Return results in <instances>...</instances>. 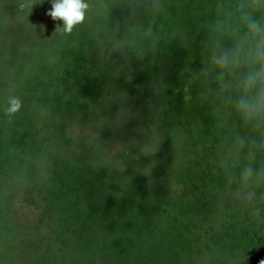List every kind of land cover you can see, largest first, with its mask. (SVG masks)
Segmentation results:
<instances>
[{"label": "rangeland", "instance_id": "1", "mask_svg": "<svg viewBox=\"0 0 264 264\" xmlns=\"http://www.w3.org/2000/svg\"><path fill=\"white\" fill-rule=\"evenodd\" d=\"M135 1L142 2L85 0L84 21L66 33L61 21L46 15L52 0H0V264H259L264 259L257 233L230 239L233 229L264 215L259 195L221 193L215 212L193 221L198 229L185 227L187 219L171 206L192 176L191 141L173 122L128 99L129 79H118L115 71L129 61L130 49L140 52L147 41L126 25L124 11ZM93 52L89 64L109 72L108 65L116 76L102 84L97 98L82 91L89 89L84 81L75 85L84 66L65 84L66 68L59 66L66 55ZM71 84L68 104L44 106ZM10 96L23 102L14 116L4 111ZM16 143L19 150L13 149ZM72 166L82 169L77 174L85 187L75 195L61 185ZM88 171L99 175L93 189L86 187ZM71 177L75 186L72 172ZM116 194L131 199L126 198L127 211L114 217ZM98 206L100 214L84 216L88 207ZM212 234L223 235V241L210 240ZM182 240L194 242L191 250Z\"/></svg>", "mask_w": 264, "mask_h": 264}, {"label": "trees", "instance_id": "2", "mask_svg": "<svg viewBox=\"0 0 264 264\" xmlns=\"http://www.w3.org/2000/svg\"><path fill=\"white\" fill-rule=\"evenodd\" d=\"M142 2L131 3L130 7L124 8L123 15L127 18L126 25L141 31L147 41L144 40L140 52L130 49L126 54H129V61L125 60L126 65L124 62L117 64L121 66L115 71L118 79H129L126 81L128 99L134 97L137 103L148 107L149 113L173 122L191 141L192 176L185 178L171 206L179 212L178 217L187 219L185 227L195 229L198 227L193 221L197 223L211 216L219 195L228 191L249 192L253 197L259 195L257 204L264 213V113L245 119L238 107L242 99L252 102L258 89L264 86L246 88L249 75L264 69V60L259 59V54L264 52L260 45L261 40L264 42V0ZM90 56L96 58L94 52L81 57L76 54L69 59L66 55L59 66L66 68L64 84L77 74L80 65L84 66L81 81H76L75 85L84 81L89 89L82 87V91L97 98L102 84L116 76L111 77L108 65L105 69L109 72L101 71L98 64H89ZM98 79L101 82L96 86ZM57 80L56 76L52 77L53 83ZM72 88V84L64 87V93L54 95L56 98H52L51 103L43 101L44 106L68 104L67 97ZM53 89L56 90L54 86ZM15 148L20 149L18 143L13 146ZM247 169L251 173L246 176ZM81 170L79 166L67 170L70 171L67 184L60 182L66 193L75 195L85 188L82 174H77ZM87 173L86 187L93 189V180L99 175ZM86 194L94 193L87 190ZM190 196L193 201L189 200ZM126 198L131 199L115 195V206L111 208L119 205V211L114 217L118 212L127 211L129 200ZM99 208L88 207L91 213L83 211V214L97 216ZM190 210L195 211L191 216L187 215ZM254 219L244 227L240 225L238 230L232 228L234 234L230 239L238 237L242 241V238L257 233L258 247L264 248V215ZM246 231L249 232L245 234ZM217 235L212 234L210 240ZM215 240L220 244L223 235ZM181 243L191 250L190 244L194 242L182 240Z\"/></svg>", "mask_w": 264, "mask_h": 264}, {"label": "clouds", "instance_id": "3", "mask_svg": "<svg viewBox=\"0 0 264 264\" xmlns=\"http://www.w3.org/2000/svg\"><path fill=\"white\" fill-rule=\"evenodd\" d=\"M87 8L85 0H52L51 8L46 12V15L53 21H61L64 32L71 33L75 26L84 21ZM259 59L264 60V52L259 54ZM257 85H264V69L250 74L247 78L246 88L248 90L256 88ZM22 103L20 97L10 96L6 101L5 113L8 116H14L21 109ZM238 107L245 119H252L254 116L264 113V86L258 89L252 102L242 99ZM250 173V169L245 171L246 176ZM259 264H264V259L260 260Z\"/></svg>", "mask_w": 264, "mask_h": 264}]
</instances>
